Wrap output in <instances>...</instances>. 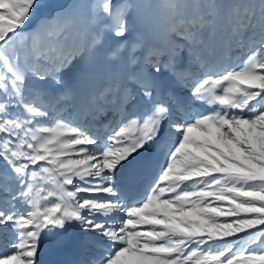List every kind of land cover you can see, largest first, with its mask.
Returning <instances> with one entry per match:
<instances>
[{
    "label": "snow or ice",
    "instance_id": "obj_1",
    "mask_svg": "<svg viewBox=\"0 0 264 264\" xmlns=\"http://www.w3.org/2000/svg\"><path fill=\"white\" fill-rule=\"evenodd\" d=\"M143 7L84 0L50 14L47 0H0V177L15 187L0 186L13 237L0 264H46L73 227L95 251L81 243L68 264H264V0H159L136 32ZM105 34L127 71L89 97L96 114L114 106L101 136L75 88L56 86L77 60L84 84Z\"/></svg>",
    "mask_w": 264,
    "mask_h": 264
},
{
    "label": "rangeland",
    "instance_id": "obj_2",
    "mask_svg": "<svg viewBox=\"0 0 264 264\" xmlns=\"http://www.w3.org/2000/svg\"><path fill=\"white\" fill-rule=\"evenodd\" d=\"M83 2L84 0H47L50 14L64 9L73 10L74 5L82 4ZM158 2L159 0H140V3L144 5V7L141 9L140 16L138 17L135 25L136 32H147L152 27L153 23L156 22L159 14L157 9L153 6ZM75 15H76L77 29L79 31H84L87 28V19H88L86 9L84 8L76 9ZM35 24H36V20L33 19L24 26L25 30H30L31 28L34 27ZM130 38L131 37H129V39ZM179 42L183 43L182 40ZM118 43H119V38L112 37L110 34H105L104 43L96 49V56H95L93 68L90 71V73L85 77L84 84H82L81 86H76L75 84L76 73L80 67V62L79 60H77L76 62H74L72 68L67 69L61 73V77L63 78L64 84L62 86H56V91L63 92L67 89L75 88L76 95L74 102L77 104H84L85 101L83 99H88V96H91L92 94L99 92L100 88L102 89L108 82L122 76L127 71V68L125 67V63H124L125 58L127 56V52L126 51L122 52L120 56L116 59L113 60L108 59V53L111 51L112 48L116 47ZM183 54L186 60L187 53L185 52L180 53V55ZM233 56L235 57V59L232 61L233 66L237 65L243 59V57L239 53V50H236L233 53ZM161 59H164V57H162ZM146 70L148 72L152 71L150 67H148ZM193 71L198 72L199 69L194 67ZM134 91H138V89H134ZM182 94L183 96L188 97L189 96L188 89H184ZM69 103H72V101H70ZM191 103L192 105H195L198 103V101L193 100L191 101ZM111 108L112 107L110 106L109 110L102 113L101 117L103 118L104 121L109 115ZM206 109L207 110L205 111H208L207 106ZM109 122L110 121H105V125H107ZM98 133L101 136L105 135L104 132H101V130ZM3 185H7L12 191L13 189H15L14 184L11 182L10 179H5L0 177V186ZM6 195H7L6 193H0V198H3ZM76 230L79 231L78 228H76ZM9 234L10 233L7 234L0 232V246L2 245L0 247L2 248L0 249V253L11 251L9 242L12 240L13 237H11L12 235ZM91 237H92L91 233L80 232V234L78 235V240H79L78 250H80L79 245L81 243H86L89 248V251L94 252L95 241L91 239Z\"/></svg>",
    "mask_w": 264,
    "mask_h": 264
},
{
    "label": "bare ground",
    "instance_id": "obj_3",
    "mask_svg": "<svg viewBox=\"0 0 264 264\" xmlns=\"http://www.w3.org/2000/svg\"><path fill=\"white\" fill-rule=\"evenodd\" d=\"M179 60L181 63L186 62V60L184 58V54L180 55ZM100 90H101V88H100ZM89 97L90 96H88V99H83L85 101V103L82 105H85V107L88 109V111L90 113L89 115L84 117V120L90 124V127L93 131L99 132L101 130V132H104V134H106L105 128L107 127L108 124L105 125V121H111L113 119V115H114V110H113L114 108L113 107L114 106H111L112 108L110 109V113L107 116L106 120L104 121L103 118L101 117L102 113L96 114L94 111H92V106L89 103ZM192 107H194L197 110H203V111L207 110L206 105L200 101H198L197 104L192 105ZM93 116H95V119H93ZM96 129H98V130H96ZM147 158H148V154H141L140 156L137 157V161H144ZM152 174L153 175L155 174L154 169H153ZM129 182H130L133 189L139 191L140 189H142L144 187V185L146 183V179L143 177L142 173L134 172L129 176ZM14 190L15 189H13V191ZM79 234H80V232L78 230H76V228H74V227L70 228L68 233H67V238H68L67 247H65L63 249H56V248H52L50 246L46 247L45 248V254H44V260H45L46 264H49L47 262V259H46L47 251L49 249H51L52 251H55L57 253V258L55 259V261H53L50 264H68V262L70 260H72L76 255H78L79 254V250H78V244H79L78 235ZM9 239H10V236H9ZM0 249H2V248H0ZM56 261H57V263H56Z\"/></svg>",
    "mask_w": 264,
    "mask_h": 264
}]
</instances>
